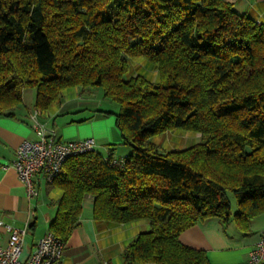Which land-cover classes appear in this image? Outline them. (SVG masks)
<instances>
[{"label": "trees", "instance_id": "16d2710c", "mask_svg": "<svg viewBox=\"0 0 264 264\" xmlns=\"http://www.w3.org/2000/svg\"><path fill=\"white\" fill-rule=\"evenodd\" d=\"M136 58L156 81L130 73ZM76 86L117 105L99 111L114 114L130 152L64 163L50 231L65 243L88 196L96 220L149 221L124 264H211L183 230L217 218L247 232L264 213V21L225 0H0V114L15 116L25 89L45 110ZM177 129L200 139L169 151L151 140Z\"/></svg>", "mask_w": 264, "mask_h": 264}, {"label": "crops", "instance_id": "0c3cea01", "mask_svg": "<svg viewBox=\"0 0 264 264\" xmlns=\"http://www.w3.org/2000/svg\"><path fill=\"white\" fill-rule=\"evenodd\" d=\"M225 1L238 14L264 21V0ZM129 64L130 73L156 81L154 66L144 58L131 59ZM101 109L117 111L118 107L105 99L98 87L66 88L62 102L53 103L45 110L36 107V90L29 88L25 89L23 103L16 108L15 116L0 114V220L27 229L22 259H26L38 240L50 231L63 194L54 183L37 175L34 180L39 195L29 198L12 166L17 147L24 140L37 139L31 115L39 110L38 119L64 140L92 137L98 153L104 157L111 153L115 159H123L130 148L122 140L114 114H105L99 111ZM192 133L165 131L155 141L153 137L151 140L162 151L183 149L196 143L199 133L195 136ZM92 208L93 198L88 196L83 202L80 225L67 240L58 264H124L123 249L139 232L150 228L147 219L127 223L96 220ZM257 218L260 221L254 224ZM249 228L243 232L233 220L222 223L217 218H208L183 230L178 239L184 245L203 250L211 264H247L248 252L264 234V213L252 218ZM8 239L9 234L0 227V245L6 246Z\"/></svg>", "mask_w": 264, "mask_h": 264}, {"label": "built area", "instance_id": "2783aa9c", "mask_svg": "<svg viewBox=\"0 0 264 264\" xmlns=\"http://www.w3.org/2000/svg\"><path fill=\"white\" fill-rule=\"evenodd\" d=\"M39 113L40 111L36 110L31 115L37 139L24 140L17 147L15 160L12 162L29 198L39 195L34 180L37 175H42L48 183H53L68 159L95 150V141L92 137L79 140L60 138L54 130L48 129L38 119ZM113 163L120 162L114 159ZM0 227L9 234L7 245H0V264H58L64 255L66 243L52 231H48L38 240L28 257L22 259L27 229L2 220ZM247 264H264V234L260 235L248 252Z\"/></svg>", "mask_w": 264, "mask_h": 264}, {"label": "rangeland", "instance_id": "374dc122", "mask_svg": "<svg viewBox=\"0 0 264 264\" xmlns=\"http://www.w3.org/2000/svg\"><path fill=\"white\" fill-rule=\"evenodd\" d=\"M31 89H33V88H31ZM32 91H33V90H32ZM172 131H174V130H171V132H172ZM176 131H179V132H182V133L185 132V130H182V129H177ZM190 133H192V132H190ZM169 134H170V133H169ZM194 134H195V133H192L193 136H195ZM158 137H160L159 134L156 135V136H154V137H153V141H155ZM199 139H200V138L197 137V139L195 140V142H198ZM95 150H96V149H95ZM229 199L231 200L232 210L234 211V210L236 209V207H235V200H234V198H233V196H232L231 194L229 195ZM257 221H260V219L257 218V220H255L254 224H256ZM255 226H256V225H255ZM233 227H234V226H233Z\"/></svg>", "mask_w": 264, "mask_h": 264}]
</instances>
